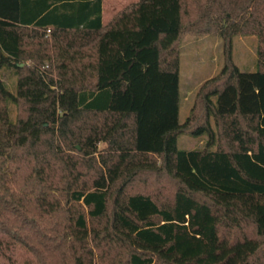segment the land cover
<instances>
[{"label": "trees", "instance_id": "obj_1", "mask_svg": "<svg viewBox=\"0 0 264 264\" xmlns=\"http://www.w3.org/2000/svg\"><path fill=\"white\" fill-rule=\"evenodd\" d=\"M103 9L0 0V264H264V0ZM187 33L226 53L180 124Z\"/></svg>", "mask_w": 264, "mask_h": 264}, {"label": "rangeland", "instance_id": "obj_2", "mask_svg": "<svg viewBox=\"0 0 264 264\" xmlns=\"http://www.w3.org/2000/svg\"><path fill=\"white\" fill-rule=\"evenodd\" d=\"M137 0H103V20L110 21L117 13ZM258 38L256 36H237L233 40L232 57L241 71H254L257 64ZM180 91L181 103L179 122L183 124L191 112L202 87L216 77L224 66L226 48L222 38L217 35L184 34L181 39ZM46 64V68H48ZM56 73V72H55ZM2 80L15 93L16 76L11 70L0 71ZM11 115L15 117L14 106ZM204 136L181 135L178 147L184 150L201 148Z\"/></svg>", "mask_w": 264, "mask_h": 264}]
</instances>
